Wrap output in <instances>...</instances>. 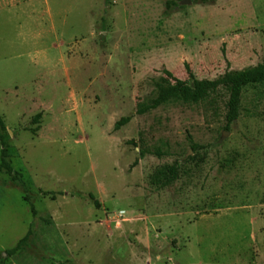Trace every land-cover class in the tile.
Listing matches in <instances>:
<instances>
[{
	"label": "rangeland",
	"instance_id": "374dc122",
	"mask_svg": "<svg viewBox=\"0 0 264 264\" xmlns=\"http://www.w3.org/2000/svg\"><path fill=\"white\" fill-rule=\"evenodd\" d=\"M180 1L0 0V116L20 173L0 169V264H264V89L245 88L228 125L223 94L136 113L164 69L213 79L264 62V0ZM131 139L164 153L140 158ZM174 161L178 179L149 183Z\"/></svg>",
	"mask_w": 264,
	"mask_h": 264
},
{
	"label": "trees",
	"instance_id": "16d2710c",
	"mask_svg": "<svg viewBox=\"0 0 264 264\" xmlns=\"http://www.w3.org/2000/svg\"><path fill=\"white\" fill-rule=\"evenodd\" d=\"M111 0H103L104 11L105 7L110 4ZM202 2H211L213 0H200ZM100 45H104L103 37L101 36ZM188 75L187 80L179 79L172 75V73L164 69L166 77H162L155 82L156 94L146 103H139L136 107L137 114H143L151 109L167 103H198L207 101L213 96L223 94L225 100L224 119L228 125L234 121L240 112L241 96L245 88L248 87H261L264 89V62L248 66L242 69H229L227 68L221 75L213 79L196 78L189 67L185 66ZM41 112L34 114L30 119V124H36L35 127L27 128L30 132L35 133L39 128ZM129 116H121L113 124V129L118 130L122 125L129 122ZM16 134V130L14 131ZM9 134L6 130L3 118L0 116V169L9 175H16L20 177V173L15 171L9 161ZM128 142L138 145V156L141 158L146 154H154L161 156L164 151L160 147L149 148L146 145L136 144L133 139ZM198 148L196 143H191V150L195 151ZM137 161L135 160L134 163ZM181 168L178 161L173 163L163 164L156 167L153 172L148 176V181L151 185L157 188H163L171 185L180 174ZM42 195H49L54 198L55 192L50 190H38ZM24 199L29 204L31 212L34 213V207L31 203L30 196L24 190ZM73 196L82 197L81 191L75 189L70 191ZM87 198L92 203L98 206V201L92 193L87 194ZM29 232L24 234L16 244L8 251L13 253L22 248L27 242Z\"/></svg>",
	"mask_w": 264,
	"mask_h": 264
},
{
	"label": "water",
	"instance_id": "95a60500",
	"mask_svg": "<svg viewBox=\"0 0 264 264\" xmlns=\"http://www.w3.org/2000/svg\"><path fill=\"white\" fill-rule=\"evenodd\" d=\"M186 2H189V0H181L180 3H186ZM10 133V131H9ZM11 135V134H10Z\"/></svg>",
	"mask_w": 264,
	"mask_h": 264
}]
</instances>
